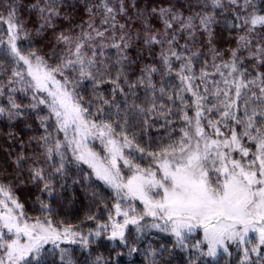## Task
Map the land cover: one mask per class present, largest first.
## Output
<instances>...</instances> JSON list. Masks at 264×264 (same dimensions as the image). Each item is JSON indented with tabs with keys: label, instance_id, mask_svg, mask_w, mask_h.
<instances>
[{
	"label": "snow or ice",
	"instance_id": "snow-or-ice-1",
	"mask_svg": "<svg viewBox=\"0 0 264 264\" xmlns=\"http://www.w3.org/2000/svg\"><path fill=\"white\" fill-rule=\"evenodd\" d=\"M0 264H264V0H0Z\"/></svg>",
	"mask_w": 264,
	"mask_h": 264
}]
</instances>
